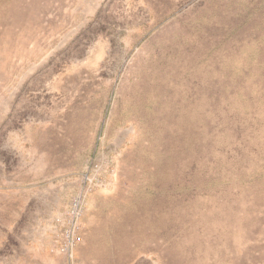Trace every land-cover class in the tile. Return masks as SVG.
<instances>
[{"label":"rangeland","instance_id":"1","mask_svg":"<svg viewBox=\"0 0 264 264\" xmlns=\"http://www.w3.org/2000/svg\"><path fill=\"white\" fill-rule=\"evenodd\" d=\"M0 264H264V0H0Z\"/></svg>","mask_w":264,"mask_h":264},{"label":"built area","instance_id":"2","mask_svg":"<svg viewBox=\"0 0 264 264\" xmlns=\"http://www.w3.org/2000/svg\"><path fill=\"white\" fill-rule=\"evenodd\" d=\"M96 178L87 174L84 183L87 189L73 196L67 208L53 216L46 228L49 249L52 253L72 257L82 241V220L85 213L86 194L95 185Z\"/></svg>","mask_w":264,"mask_h":264}]
</instances>
